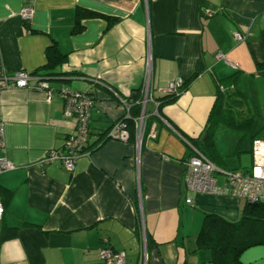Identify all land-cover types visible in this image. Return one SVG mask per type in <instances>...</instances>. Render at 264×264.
Wrapping results in <instances>:
<instances>
[{"label":"crops","instance_id":"obj_1","mask_svg":"<svg viewBox=\"0 0 264 264\" xmlns=\"http://www.w3.org/2000/svg\"><path fill=\"white\" fill-rule=\"evenodd\" d=\"M25 5L33 8L26 21ZM259 64L264 0H0V156L15 165L0 173V264H104L102 237L125 251L124 264H213L198 241L205 214L235 222L247 202L188 190L184 162L208 132L217 186L221 171L250 168L252 140L264 138ZM18 71L45 76L51 95L3 87ZM176 79L179 93L160 103ZM218 83L248 97L231 124L209 122ZM61 89L93 97L87 153L72 171L37 165L75 128ZM125 113L127 140L107 138ZM238 259L264 264V243Z\"/></svg>","mask_w":264,"mask_h":264},{"label":"built area","instance_id":"obj_2","mask_svg":"<svg viewBox=\"0 0 264 264\" xmlns=\"http://www.w3.org/2000/svg\"><path fill=\"white\" fill-rule=\"evenodd\" d=\"M213 11H207L210 15ZM33 14L31 5L22 6L19 15L23 20H29ZM233 38L237 42L244 40V35L239 31H234ZM218 58H223L221 53ZM233 68L234 64L229 63ZM47 78L36 72L29 74L25 71H18L10 78H4L3 87H32L45 89L47 95H51V88L47 83ZM183 85L182 79L168 82L165 91L169 94H178ZM219 91H224L225 86L219 84ZM58 94L63 98V112L66 117L75 120V128L67 134L58 147L48 149L37 162L38 166L50 163H58L65 170L72 171L76 159L83 153H87L89 143L88 111L93 103V97L79 90L61 89ZM148 99V94H142V104ZM125 113L111 125L106 133L107 138L125 141L128 138ZM4 123L0 121V148H4ZM252 164L246 171L227 170L221 171L224 175V183L221 186L216 184V174L219 168L215 166L206 156L197 149H193L184 162L185 164V185L188 190L207 194H227L238 198H243L249 202L264 200V138L255 137L251 144ZM15 168V165L6 156H0V173ZM186 203H191L190 198H186ZM4 213L3 203L0 198V220ZM102 246L98 249L99 259L104 264H124L126 253L124 250H113L107 245L108 239L101 238Z\"/></svg>","mask_w":264,"mask_h":264},{"label":"trees","instance_id":"obj_3","mask_svg":"<svg viewBox=\"0 0 264 264\" xmlns=\"http://www.w3.org/2000/svg\"><path fill=\"white\" fill-rule=\"evenodd\" d=\"M47 68H52L53 53L46 51ZM258 68H264L259 64ZM217 84V96L210 112L209 122L223 121L231 124L238 114L242 113V105L245 99L233 87L224 85L226 89L219 91ZM133 92L131 96H135ZM176 94H168L162 98L163 103L175 97ZM128 133H131L130 124H127ZM209 133H205L200 139L192 140L193 146L212 160ZM89 144V143H88ZM88 146V145H87ZM238 221L230 222L216 214H205L204 221L198 233L199 244L208 246L212 254L213 264H243L238 259L239 253L252 245L264 243V200L256 202L246 201Z\"/></svg>","mask_w":264,"mask_h":264},{"label":"rangeland","instance_id":"obj_4","mask_svg":"<svg viewBox=\"0 0 264 264\" xmlns=\"http://www.w3.org/2000/svg\"><path fill=\"white\" fill-rule=\"evenodd\" d=\"M252 97H253V99H255V98L257 97V95L255 96V94H253ZM245 99H246V101H247L248 97L245 98ZM261 103H264V102H261Z\"/></svg>","mask_w":264,"mask_h":264}]
</instances>
